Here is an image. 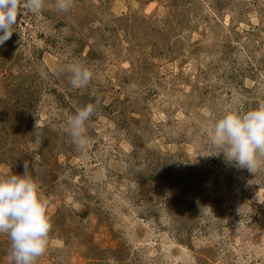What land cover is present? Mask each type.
Returning a JSON list of instances; mask_svg holds the SVG:
<instances>
[{"label": "rangeland", "instance_id": "obj_1", "mask_svg": "<svg viewBox=\"0 0 264 264\" xmlns=\"http://www.w3.org/2000/svg\"><path fill=\"white\" fill-rule=\"evenodd\" d=\"M54 3L0 45V176L28 161L49 201L37 264H264V161L204 156L224 109L264 102V0ZM89 103L79 150L67 119Z\"/></svg>", "mask_w": 264, "mask_h": 264}, {"label": "clouds", "instance_id": "obj_2", "mask_svg": "<svg viewBox=\"0 0 264 264\" xmlns=\"http://www.w3.org/2000/svg\"><path fill=\"white\" fill-rule=\"evenodd\" d=\"M54 6L58 13H67L73 7V0H55ZM44 7L45 0H0V45L17 31L18 17L24 11L36 15ZM68 71L74 89L88 86L93 78V72L79 63H73ZM97 104L89 103L67 119L66 131L79 150L87 148L86 125ZM206 131L209 143L216 151L201 155L222 154L226 164L247 168L256 175L259 162L264 161V102L247 111L226 108ZM31 155L33 165L39 162L38 150H32ZM29 168L26 161L23 174L0 176V235L9 238L11 264H37L49 243V201ZM256 199L258 203H264L259 192Z\"/></svg>", "mask_w": 264, "mask_h": 264}]
</instances>
